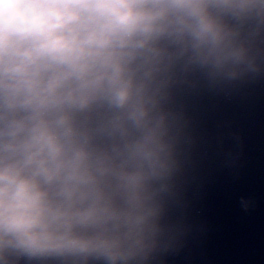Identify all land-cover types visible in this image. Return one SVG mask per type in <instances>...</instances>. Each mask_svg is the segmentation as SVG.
<instances>
[{"label": "clouds", "instance_id": "1", "mask_svg": "<svg viewBox=\"0 0 264 264\" xmlns=\"http://www.w3.org/2000/svg\"><path fill=\"white\" fill-rule=\"evenodd\" d=\"M260 79L264 0H0V264H165L192 230L178 97Z\"/></svg>", "mask_w": 264, "mask_h": 264}, {"label": "water", "instance_id": "2", "mask_svg": "<svg viewBox=\"0 0 264 264\" xmlns=\"http://www.w3.org/2000/svg\"><path fill=\"white\" fill-rule=\"evenodd\" d=\"M178 99L194 137L185 183L192 230L165 264H264V79Z\"/></svg>", "mask_w": 264, "mask_h": 264}]
</instances>
